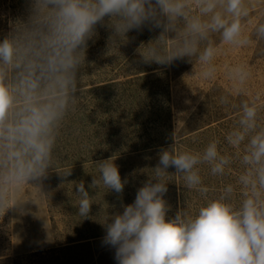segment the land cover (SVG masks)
<instances>
[{
    "label": "clouds",
    "instance_id": "1",
    "mask_svg": "<svg viewBox=\"0 0 264 264\" xmlns=\"http://www.w3.org/2000/svg\"><path fill=\"white\" fill-rule=\"evenodd\" d=\"M250 11L248 0H31L27 20L12 24L0 41V214L30 199L36 203L22 193L27 186L40 191L53 168L60 128L83 91L78 71L98 24L112 30L113 47L131 30L161 28L157 39L139 49L142 62L170 65L187 57L198 62L201 78L211 80L221 51L214 37L233 49L250 45ZM254 35L264 40V22ZM225 74L243 96L249 66L226 65ZM220 103L229 105V96L222 95ZM231 106L238 118L226 142L235 151L222 152L215 139L198 152L177 151L175 144L162 149L134 202L106 224L104 243L115 248L118 264H264V115L255 99ZM233 164L242 169L235 184L209 197L199 166L223 177ZM97 166L99 178L91 186L122 193L127 180L113 161ZM169 167L204 197L194 214L186 208L167 216ZM76 191L79 215L87 217L92 202L83 182Z\"/></svg>",
    "mask_w": 264,
    "mask_h": 264
},
{
    "label": "trees",
    "instance_id": "2",
    "mask_svg": "<svg viewBox=\"0 0 264 264\" xmlns=\"http://www.w3.org/2000/svg\"><path fill=\"white\" fill-rule=\"evenodd\" d=\"M30 5L31 0H0V41L10 33L12 24L27 20ZM95 32L87 42L84 63L78 71V89L83 91L76 93L79 98L74 110L62 123L53 168L48 172L95 167L110 159L127 183L122 193L115 192L116 197L108 201L102 227H93L89 219V225L84 226L73 214L65 225L69 236L64 242L18 258L15 264H118L115 248L104 243L106 224L112 222V209L123 211L122 205L134 202L138 189L158 165L161 150L175 144L177 151L198 152L215 139L220 141L222 152L231 154L235 150L227 144L226 135L238 118L237 108L231 105L255 99L264 115V53H257L249 59L254 68L245 94L232 93L216 83L194 109V129L176 138L172 109V78L176 73L171 64L142 62L139 54L141 46L157 39L162 29L147 25L131 30L115 47L110 44L111 29L98 24ZM222 95L229 96V105L220 103ZM199 167L209 197L217 195L224 185L235 184L242 170L233 164L219 177L211 175L209 166ZM167 172V216L174 217L186 208L194 214L204 197L195 189H187L174 167Z\"/></svg>",
    "mask_w": 264,
    "mask_h": 264
},
{
    "label": "rangeland",
    "instance_id": "3",
    "mask_svg": "<svg viewBox=\"0 0 264 264\" xmlns=\"http://www.w3.org/2000/svg\"><path fill=\"white\" fill-rule=\"evenodd\" d=\"M248 3L251 11L245 34L250 36L252 43L246 47L233 49L223 45L219 36H215L214 41L221 51L214 61L217 73L213 79L201 78L198 62L195 60L189 62V58L185 57L175 60V65L171 63L176 73L172 78L173 127L176 138L182 135L181 133L194 129V124L191 122L194 120V109L213 85L220 83L222 88L235 93L225 74L226 65L245 63L251 70L254 67L251 66L249 59L257 53H264V40H257L254 35L256 25L264 22V0H248ZM93 166L48 172V178L39 185L40 191L27 186L22 193L25 197L30 194L36 203L30 199L20 208L13 207L3 216L0 214V264H15L18 258L53 248L64 242L69 236L65 225L73 214L83 221L84 226L89 225L88 219L93 227L97 225L102 227V224H105L102 223L103 211L105 212L109 207L108 201L116 197V193L103 184L91 186L94 176L99 178L98 166ZM69 170L71 175L67 177L60 175ZM80 182L84 183L92 202L87 217L79 215L80 196L77 194L76 185ZM114 209H112V217L113 214L123 212L121 209Z\"/></svg>",
    "mask_w": 264,
    "mask_h": 264
}]
</instances>
